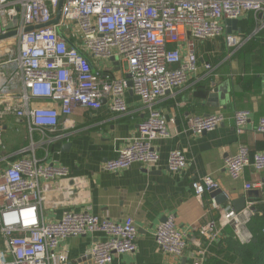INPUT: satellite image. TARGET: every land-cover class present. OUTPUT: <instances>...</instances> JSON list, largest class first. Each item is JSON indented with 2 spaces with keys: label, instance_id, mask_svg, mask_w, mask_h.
Segmentation results:
<instances>
[{
  "label": "built area",
  "instance_id": "2783aa9c",
  "mask_svg": "<svg viewBox=\"0 0 264 264\" xmlns=\"http://www.w3.org/2000/svg\"><path fill=\"white\" fill-rule=\"evenodd\" d=\"M61 2L59 25L26 32L27 28L50 24ZM248 13L258 18L264 13V0H0V37L17 34L0 41V152L6 149L7 117L26 119L32 141L29 148L17 153L19 159L11 160L0 173L4 242L0 264H63L66 257L56 254L62 242L96 234L103 239L90 250L93 264H112L116 255L136 253L138 230L131 218L113 222L85 211L66 212L51 224L42 222L40 208L45 197L41 182L67 178L68 173L39 158L37 149L46 150L42 142L58 136L61 116L66 118L65 130L74 126L69 117L78 106L99 110L109 102L112 112L127 116L125 96L130 90L141 100L147 116L138 137L104 169L116 173L134 164L159 165L161 157L154 142L170 137L169 125L174 121L156 108L158 102L175 95L197 74L196 42L224 38L232 50L241 48L245 36L227 34L225 24ZM91 58L125 66L129 78L115 79L96 68ZM205 67L213 71L210 65ZM235 120L242 135L250 112L238 111ZM186 123L187 131L202 135L222 125L224 116L188 117ZM255 131L264 135V117ZM36 136L41 143L35 142ZM225 163L231 178L239 180L248 168L264 172V153L251 154L241 146ZM188 165L182 151L170 153L171 172H182ZM216 187L211 177L192 182L199 200ZM256 187L246 185L247 190ZM254 206L255 202H249L238 212L230 205L221 208L214 201L212 207L219 211V220L199 228L196 251L187 253L188 236L177 229L174 216L159 226L156 240L166 254L186 257L191 264H205L210 247L222 239L226 227L233 228L240 239H250L246 227L255 215Z\"/></svg>",
  "mask_w": 264,
  "mask_h": 264
},
{
  "label": "crops",
  "instance_id": "0c3cea01",
  "mask_svg": "<svg viewBox=\"0 0 264 264\" xmlns=\"http://www.w3.org/2000/svg\"><path fill=\"white\" fill-rule=\"evenodd\" d=\"M230 32L245 36L241 48L232 50L224 38L196 42V55L200 60L197 74L175 95L158 102L156 108L174 122L169 125L170 137L154 142L161 157L155 167L134 164L116 173L104 169L108 161L118 158L138 137L146 119L147 112L132 91L128 90L125 96L129 108L127 116L112 112L109 102H104L99 110L76 107L69 117L74 126L68 130L64 129L66 118L61 116L58 136L53 141L42 142L47 149L40 148L36 152L46 163L68 173L67 178L41 182L45 197L40 208L42 222L51 224L66 212L85 211L100 220L113 222L131 218L138 230L137 251L116 255L112 264H191L186 257L164 253L155 234L167 218L174 216L177 229L188 236V250H196L199 228L219 219V211L212 207L215 199L210 192L202 200L195 196L194 180L213 179L228 198L225 203H216L221 208L228 205L234 208V203L242 200H246V204L260 200L264 203V172L248 168L241 179L234 180L225 163L241 146H246L251 154L264 153V135L255 131V125L264 117V13L258 18L253 13L246 14ZM226 33L229 34L227 25ZM92 61L96 62V68L115 79L129 78L125 66L112 61ZM206 65L213 71H207ZM217 90L215 95L213 92ZM47 106L58 108L54 104ZM238 111L250 112V121L242 135L236 128ZM211 115H223L224 123L202 135L187 131L188 117ZM3 140L6 149L0 152V173L11 160L19 159L18 152L31 146L27 120L7 117ZM40 141L36 136L35 142ZM175 150L182 151L189 161L187 168L179 173L168 168L169 155ZM246 185L258 187L247 190ZM252 191H257L258 196L254 197ZM102 239L101 234L70 238L61 243L56 254L66 257L63 264H73L81 256L90 254L93 245ZM3 249L0 230V252Z\"/></svg>",
  "mask_w": 264,
  "mask_h": 264
},
{
  "label": "trees",
  "instance_id": "16d2710c",
  "mask_svg": "<svg viewBox=\"0 0 264 264\" xmlns=\"http://www.w3.org/2000/svg\"><path fill=\"white\" fill-rule=\"evenodd\" d=\"M254 211L246 227L250 239L244 243L236 237L233 228H227L223 238L210 247L205 264H264L263 201L255 204Z\"/></svg>",
  "mask_w": 264,
  "mask_h": 264
},
{
  "label": "water",
  "instance_id": "95a60500",
  "mask_svg": "<svg viewBox=\"0 0 264 264\" xmlns=\"http://www.w3.org/2000/svg\"><path fill=\"white\" fill-rule=\"evenodd\" d=\"M62 7H63V2H61L59 4V7H58V11H57V14H56V17L55 19L48 25H45V26H37V27H31V28H27L26 29V32H31L33 30H37V29H41V28H45V27H49V26H56V25H59L60 23V18H61V14H62ZM238 24V21L237 20H228L226 21V25L228 27V33L229 34H232L230 31L232 28H235ZM17 34L16 32H12V33H9L7 35H4V36H1L0 37V41L1 40H7V39H10L12 37H15ZM131 86V84H130ZM215 95L218 94V90L213 92ZM212 98H214V96H212ZM253 192V195L254 197H257L258 195V192L257 191H252ZM210 194H211V197H213L216 201L217 204H222V203H225L228 201V198L225 194H223L221 192V190L216 187L214 189H212L210 191ZM246 206V200H242L240 202H235L234 203V209L237 210L238 212L239 211H242ZM73 264H93L92 263V257H91V254H85L84 256H81L75 263Z\"/></svg>",
  "mask_w": 264,
  "mask_h": 264
},
{
  "label": "rangeland",
  "instance_id": "374dc122",
  "mask_svg": "<svg viewBox=\"0 0 264 264\" xmlns=\"http://www.w3.org/2000/svg\"><path fill=\"white\" fill-rule=\"evenodd\" d=\"M218 220H219V219H218ZM212 221H213V220H212ZM212 221H210L209 223H211ZM209 223H208V224H209ZM208 224H206V225H208ZM206 225H204V226H206ZM204 226H201V227H204ZM201 227H200V228H201ZM228 228H230V227H228ZM226 229H227V227L224 229V231H226ZM234 232H235V231H234ZM241 232H243V231H241ZM235 234H236V233H235ZM236 237H237L240 241H242V242L245 243V240H242L243 238H242V236H241L240 234H236ZM239 237L242 238V239H240ZM222 238H223V237H222ZM214 244H217V243H214ZM214 244H213V245H214ZM189 248H190V247H189ZM189 248H188V249H189ZM196 250H197V249H196ZM196 250H191V251H196ZM187 253H190V250H188ZM189 262H190V261H189Z\"/></svg>",
  "mask_w": 264,
  "mask_h": 264
}]
</instances>
